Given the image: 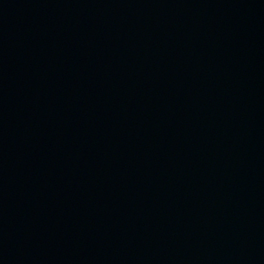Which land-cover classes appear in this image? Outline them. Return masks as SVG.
Instances as JSON below:
<instances>
[{"label":"water","instance_id":"1","mask_svg":"<svg viewBox=\"0 0 264 264\" xmlns=\"http://www.w3.org/2000/svg\"><path fill=\"white\" fill-rule=\"evenodd\" d=\"M0 264H264V0H0Z\"/></svg>","mask_w":264,"mask_h":264}]
</instances>
